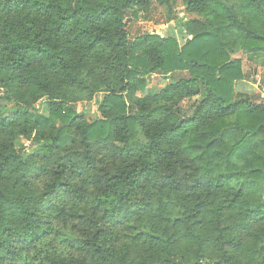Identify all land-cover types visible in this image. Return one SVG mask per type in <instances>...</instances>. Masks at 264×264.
<instances>
[{
    "label": "trees",
    "instance_id": "obj_1",
    "mask_svg": "<svg viewBox=\"0 0 264 264\" xmlns=\"http://www.w3.org/2000/svg\"><path fill=\"white\" fill-rule=\"evenodd\" d=\"M169 1L0 0V264H264V96L235 57L264 60V0L130 36ZM97 94L94 120L67 105Z\"/></svg>",
    "mask_w": 264,
    "mask_h": 264
},
{
    "label": "rangeland",
    "instance_id": "obj_2",
    "mask_svg": "<svg viewBox=\"0 0 264 264\" xmlns=\"http://www.w3.org/2000/svg\"><path fill=\"white\" fill-rule=\"evenodd\" d=\"M190 16L185 11V6L181 0L169 1L160 6L154 4L146 17L139 16L132 18L128 15L127 29L132 38L140 37L146 33L157 34L162 37H174L179 45H182L187 35L183 28L184 23ZM242 63V71L245 79L238 83L237 91L239 93L249 95L253 100L260 101L264 96V60H259L256 63L246 59L244 54L235 55ZM179 77V76H178ZM177 79L174 77L173 79ZM165 80L159 75H152L147 80L146 90L143 95L154 93L165 85ZM103 94H97L90 100L84 102H72L67 104L76 112L83 111L89 120L96 119L99 115L97 112L96 101H100ZM199 101L198 97L184 101L183 108L188 111L189 108ZM14 107L5 102L0 101V111L4 114L9 113ZM47 98L42 97L34 106L33 111L39 115L48 114ZM35 145L30 142L19 140L16 142V147L21 155H26ZM53 248H58L55 245ZM43 250H51L50 242H46Z\"/></svg>",
    "mask_w": 264,
    "mask_h": 264
}]
</instances>
